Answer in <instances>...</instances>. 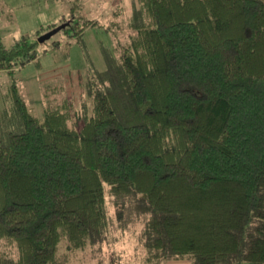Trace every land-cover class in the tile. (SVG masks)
Returning a JSON list of instances; mask_svg holds the SVG:
<instances>
[{
	"label": "trees",
	"instance_id": "obj_1",
	"mask_svg": "<svg viewBox=\"0 0 264 264\" xmlns=\"http://www.w3.org/2000/svg\"><path fill=\"white\" fill-rule=\"evenodd\" d=\"M79 1L10 45L0 37V69L38 57L59 25L50 44L76 39L89 59L98 20ZM113 17L106 66L46 83L42 117L14 90L0 264H70L113 223L108 199L121 225L142 223L149 264H264V0H132Z\"/></svg>",
	"mask_w": 264,
	"mask_h": 264
},
{
	"label": "rangeland",
	"instance_id": "obj_2",
	"mask_svg": "<svg viewBox=\"0 0 264 264\" xmlns=\"http://www.w3.org/2000/svg\"><path fill=\"white\" fill-rule=\"evenodd\" d=\"M73 1L0 0V37L3 43L10 45L20 35L32 33L39 26L57 21L63 14H69ZM131 1H79L82 7L78 13L83 17L98 20L97 24L87 27L84 32L85 47L90 53L89 59L96 67L106 66L103 47L113 48L115 38L106 25L114 18L116 4L121 2L129 10ZM57 31L58 29L48 38L47 44H41L39 56L32 61L12 71L0 69V133L10 129H22L14 103V90L17 89L22 94L34 114L42 117L47 101L44 85L62 81L68 84L66 76L70 81L77 80L78 73L86 71L90 66L84 46L76 39L71 41L63 39L61 46L56 48L50 44L52 39L60 37ZM46 48L47 51H42ZM107 205L108 213L113 219L110 228L94 244L88 245L85 249H77L70 264H149L144 261L145 245L139 235L142 223L140 221L133 223L127 219L125 221L127 224L121 225L116 216L117 208L109 199ZM60 247H65L64 241L60 242Z\"/></svg>",
	"mask_w": 264,
	"mask_h": 264
},
{
	"label": "crops",
	"instance_id": "obj_3",
	"mask_svg": "<svg viewBox=\"0 0 264 264\" xmlns=\"http://www.w3.org/2000/svg\"><path fill=\"white\" fill-rule=\"evenodd\" d=\"M163 264H193L192 260L188 258H181V259H170Z\"/></svg>",
	"mask_w": 264,
	"mask_h": 264
},
{
	"label": "water",
	"instance_id": "obj_4",
	"mask_svg": "<svg viewBox=\"0 0 264 264\" xmlns=\"http://www.w3.org/2000/svg\"><path fill=\"white\" fill-rule=\"evenodd\" d=\"M60 26L61 25H59V26H57V27H55L54 29H52V30H50V31H48V32H46V33H44V34H42V35H40L39 36V40L40 41H43V40H45V39H48L57 29H59L60 28Z\"/></svg>",
	"mask_w": 264,
	"mask_h": 264
}]
</instances>
